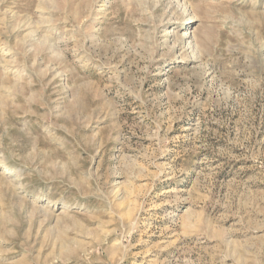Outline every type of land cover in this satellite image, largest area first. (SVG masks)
I'll list each match as a JSON object with an SVG mask.
<instances>
[{
  "label": "rangeland",
  "instance_id": "obj_1",
  "mask_svg": "<svg viewBox=\"0 0 264 264\" xmlns=\"http://www.w3.org/2000/svg\"><path fill=\"white\" fill-rule=\"evenodd\" d=\"M0 264H264V0H0Z\"/></svg>",
  "mask_w": 264,
  "mask_h": 264
},
{
  "label": "bare ground",
  "instance_id": "obj_2",
  "mask_svg": "<svg viewBox=\"0 0 264 264\" xmlns=\"http://www.w3.org/2000/svg\"><path fill=\"white\" fill-rule=\"evenodd\" d=\"M174 59L173 58H171V60H169L168 62L170 63V62H172Z\"/></svg>",
  "mask_w": 264,
  "mask_h": 264
}]
</instances>
